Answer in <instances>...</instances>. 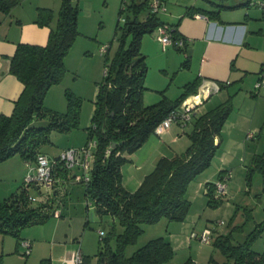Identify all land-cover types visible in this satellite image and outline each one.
Listing matches in <instances>:
<instances>
[{"label":"trees","instance_id":"1","mask_svg":"<svg viewBox=\"0 0 264 264\" xmlns=\"http://www.w3.org/2000/svg\"><path fill=\"white\" fill-rule=\"evenodd\" d=\"M20 1L0 0V11L9 12ZM250 1L240 0L233 4L232 0H207L210 8L190 5L185 14L200 12L214 19L219 18L222 8L236 5L259 7L251 5ZM143 8L148 11L140 19ZM127 10L132 12L133 17L124 16L123 25L117 24L116 32L119 30L122 34L114 56L110 57L108 53L110 45L105 52L106 71L99 83L91 124L86 127L87 140L84 144L93 140L95 145L91 149L90 176L85 182L84 195L87 201L93 202L97 214H110L123 226V231L115 235L114 248L107 237H100L103 243L96 253L98 264H159L173 255L170 241L162 236L148 240L130 256L124 255V248L143 231L142 222H152L161 216L178 220L184 218L190 205L185 197L186 186L210 164L220 145L221 129L231 111V98L204 113L193 114L188 121L193 127L189 132L191 142L187 149L178 156L159 158L139 186L134 191L127 190L122 182L121 166L128 155L142 145L171 110L177 108L190 93H196L198 85L197 79H194L186 83L184 90L173 100L161 97L157 102L143 103L148 65L141 50V39L164 22L149 11V0L138 3L132 0L130 5L122 0L119 13ZM78 12L77 2L61 0L56 22L52 26L53 10L37 7L35 22L50 28L46 43H17L10 58L9 71L22 82L23 89L14 102L11 114H0V163L19 155L35 167L37 154H46L40 147L49 141L51 131L67 132L78 126L80 101L71 92L66 91L67 109L64 112L52 111L44 105L50 86L61 80L66 70L65 57L80 33ZM177 25L170 28L173 39L179 37ZM125 36H130L127 45ZM44 116H49L47 125L34 124L36 119ZM255 170L264 176V150L253 155L247 169L248 181ZM67 171L62 163L56 162L53 167L55 182L51 190L23 179L15 190L0 198V233H11L17 238L16 251L23 240L20 236L23 227L43 223L50 216H55L58 210L55 203L62 201L55 184L57 177L65 176ZM222 171H219L218 178ZM205 185L208 203L217 205L218 200L212 197L214 184L206 182ZM43 195L46 197L39 199ZM216 243L231 261L230 264H264V252L253 250L249 240L232 244L228 236L220 235ZM30 244L31 252V241ZM84 259L86 264L90 263L88 255L84 254ZM37 264L53 263L51 258L45 257ZM181 264L194 262L188 259Z\"/></svg>","mask_w":264,"mask_h":264},{"label":"rangeland","instance_id":"2","mask_svg":"<svg viewBox=\"0 0 264 264\" xmlns=\"http://www.w3.org/2000/svg\"><path fill=\"white\" fill-rule=\"evenodd\" d=\"M73 1L77 2L79 7L80 33L65 57L66 70L61 80L48 89L44 105L52 111L64 112L67 109L66 91L71 92L80 101L79 123L67 132L56 130L50 132L49 141L44 142L40 147V150L50 157L57 156L67 147H82L86 142V127L91 124L99 83L104 75L106 54L101 52V48L110 45L108 53L113 57L120 45L122 34L119 30L116 32L117 24L123 25L124 16L133 17L132 12L128 10L119 13L122 0ZM126 1L128 5L132 3V0ZM142 1L135 0L137 3ZM163 1L167 11L175 9L179 2V0ZM184 1L187 0H180L179 3ZM196 1L197 5L209 7L207 0ZM37 2L21 0L18 10L30 6L34 9L38 4L51 8L57 16L61 0H37ZM24 10L28 12L27 9ZM147 11L146 8L140 11V19L146 16ZM125 37L127 45L130 36ZM179 54L183 60V51ZM150 57L153 61V55L150 54ZM170 59L174 61V58ZM151 61L147 64V72L158 74L155 64ZM184 72L186 74V71ZM183 74V72L178 73L176 81H180ZM259 75L256 82L259 80ZM250 76L248 75V78ZM255 83L254 87L250 83H247L249 86L246 84L252 92L248 91L246 95L242 94L240 97L230 99L231 111L221 129L220 145L210 164L186 186L185 197L190 201V205L184 218L178 220L161 216L152 222H142L143 231L133 242L125 246V256H130L148 240L159 236L169 240L173 248V255L159 264H181L188 259L194 264H230L231 261L216 243L220 235L228 236L232 244L249 240L253 250L264 252V176L255 170L250 181L247 180V169L253 155L264 150V84L260 86V90H257ZM217 92L212 93L215 97L208 103V107H214L221 101L216 97L220 94ZM48 121L49 116H44L36 119L34 124L45 126ZM232 139H240V143L233 144ZM222 160L227 163L224 166L227 170H223L220 176L227 177L226 193L218 194L215 183L220 178L218 173ZM27 168L30 170V167ZM30 173L33 174L28 171L26 175ZM82 173V170L75 165L68 169L65 176L57 177L62 201L60 203L57 201L55 208L61 212L60 216L52 215L43 223L28 225L20 230L21 238L32 241L29 255L22 254L25 249L22 245L20 247L18 245V252L16 251L17 238L13 234L0 233V264H37L45 257L53 260L68 247L74 250L80 248L89 256L91 264H98L96 253L103 243L100 240L99 230L104 231L103 237H107L109 244L115 247V235L123 231V226L110 214L96 213L93 202L85 198V182L75 178L77 174ZM205 177L214 184L212 197L218 200L217 205L208 203L206 183L200 185ZM21 180L14 185L12 182L9 183L8 179L0 181V189H5V191L0 190L1 198L15 190ZM205 228L212 231L210 243H204L199 238Z\"/></svg>","mask_w":264,"mask_h":264},{"label":"crops","instance_id":"3","mask_svg":"<svg viewBox=\"0 0 264 264\" xmlns=\"http://www.w3.org/2000/svg\"><path fill=\"white\" fill-rule=\"evenodd\" d=\"M239 1L232 0V3L236 4ZM179 2L175 9L159 11L157 16L170 27L178 23L176 31L184 39L182 47L173 43L163 46L158 40L157 28L151 33L144 34L141 39V50L146 56L147 64L151 61L150 54L153 55L154 59L151 62L158 70V74L146 72L145 88L142 93L143 103L151 104L161 97L173 100L184 90V85L194 79L198 82L196 91L204 80L216 82L219 85L217 93L220 94L216 95L221 100L219 103L228 97L236 98L242 94L246 95L248 91H251L250 87L247 88L248 84L254 87L264 63V10L257 6L236 5L222 8L219 11V18L213 19L200 12L194 15L185 14L190 5L210 8V4L206 7L197 5L196 0ZM19 4L21 3L15 5L9 12L0 11V114L7 115L11 114L14 102L23 89L22 82L9 71L10 58L15 52L17 43L44 44L50 30L49 26H40L35 22L37 7L44 6L37 4L34 9L30 6V8L23 7V10L19 11ZM24 9L28 12L26 13ZM55 16L54 14V18ZM53 20L50 24L52 26L55 24ZM180 51L184 53L183 60L180 57ZM170 58H174V61ZM180 72L184 73L182 79L176 81L177 74ZM248 75L251 76L248 78ZM172 85H174L173 90ZM257 90H260V87ZM194 94V92L190 93L186 99L191 100L190 97ZM213 97L215 96L211 93L204 99L194 114L204 113L214 108L216 105L208 107ZM192 127V122L185 124L173 122L162 133L152 132L122 164L124 187L134 191L159 158H171L183 153L190 145L189 132ZM232 143L239 144L240 139H232ZM225 164H227L225 160H222L219 169L227 170L224 167ZM26 165L30 167V170ZM28 171L34 172V164L28 163L19 155H14L0 163V181L8 179L9 183L12 182L14 185L20 179L23 181ZM203 182H210V180L205 177L200 185ZM55 185L59 187L58 181ZM0 190L5 191L3 188ZM73 250L72 247L65 248L59 256L53 258L52 263L61 264L62 259Z\"/></svg>","mask_w":264,"mask_h":264},{"label":"built area","instance_id":"4","mask_svg":"<svg viewBox=\"0 0 264 264\" xmlns=\"http://www.w3.org/2000/svg\"><path fill=\"white\" fill-rule=\"evenodd\" d=\"M251 5L256 4L260 8L264 9V0H251ZM166 10V5L163 0H149V11L157 14L159 11ZM158 40L163 46L173 43L178 47L184 45V39L179 36L173 39L170 33V26L166 23L160 24L157 27ZM108 49V45H104L101 48V52L105 53ZM106 69L104 68V72ZM264 84V69L260 71L259 80L255 83V88L258 89ZM219 85L212 81H203L197 88L194 98L191 100L185 99L177 108L171 110L153 129V133L159 134L166 130L173 122L187 123L192 118L194 111L198 105L203 102L211 93L217 91ZM196 97V100H195ZM217 140V139H216ZM95 145V141H89L88 144H84L82 147L74 148L67 147L61 151L57 157L50 158L44 153H38L35 159V167L33 174L30 173L25 176L27 182L32 181L39 185L51 190L52 185L55 182L53 167L56 162L62 163L66 169L77 165L81 170L82 174H77L75 178L79 181L86 182L89 179L88 172L90 168L91 149ZM108 152V150H107ZM30 163V162H28ZM226 175L219 178L215 183V188L218 194L226 193ZM43 195L39 199L45 198ZM55 216H59V211L55 212ZM100 237H103L104 231L99 230ZM212 231L209 228H205L200 235V240L204 243L211 242ZM21 245L25 248L22 251L23 255L30 253V241L23 239ZM61 264H86L84 254L80 248L73 250L68 256H65ZM91 264V263H89Z\"/></svg>","mask_w":264,"mask_h":264},{"label":"bare ground","instance_id":"5","mask_svg":"<svg viewBox=\"0 0 264 264\" xmlns=\"http://www.w3.org/2000/svg\"><path fill=\"white\" fill-rule=\"evenodd\" d=\"M190 98H193V96H191ZM196 98V97H195Z\"/></svg>","mask_w":264,"mask_h":264},{"label":"water","instance_id":"6","mask_svg":"<svg viewBox=\"0 0 264 264\" xmlns=\"http://www.w3.org/2000/svg\"><path fill=\"white\" fill-rule=\"evenodd\" d=\"M201 83H202V82H201ZM199 86H200V85H199ZM199 86H198V87H199Z\"/></svg>","mask_w":264,"mask_h":264}]
</instances>
